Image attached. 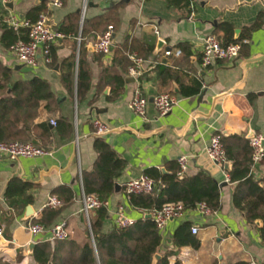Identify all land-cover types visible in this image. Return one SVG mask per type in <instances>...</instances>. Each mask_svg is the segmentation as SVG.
<instances>
[{"label":"crops","instance_id":"obj_1","mask_svg":"<svg viewBox=\"0 0 264 264\" xmlns=\"http://www.w3.org/2000/svg\"><path fill=\"white\" fill-rule=\"evenodd\" d=\"M54 1L17 0L13 8L0 2V60L12 69L10 84L18 79L41 76L50 83L58 103L50 108L46 100L42 101L35 122H46L51 132L46 135L38 130L39 135L32 138L51 153L16 159L0 155V227L4 229V237L0 239V264H40L33 254L35 246L32 253L28 251L32 241H50L60 255L61 241L52 239L50 228L63 218L68 220L71 239L82 241L89 234L87 231H91L82 211V193L85 191L84 171H94L98 158L94 147L95 117L109 125L110 130L103 137L126 160L125 168L116 178V189L106 199V230L116 225L115 210L121 204L125 213L136 221L152 217L151 210L132 203L125 191L126 183L144 174L149 167L164 174L171 173L169 162L188 154L186 176L206 169L219 183L226 182L220 184L221 206L211 213H204L197 206L185 208L181 214L170 218L160 230L159 258L167 254L169 264H249L251 259L264 264L262 224H257V220L249 221L236 206L233 196L237 182L227 179L233 160L227 159L231 161L229 167L225 163L218 164L206 150L217 132L246 138L255 132L264 133V0H188L189 6L176 5L170 0H88L85 12V0H60L61 6H55ZM42 3H46L50 11L51 26L58 29L71 13H81L82 28L85 20L117 8L118 24L112 52H96L91 48L92 42L86 43L83 57L91 69L93 84L83 100H79L76 86L81 54L75 34L70 33L71 37L51 45L57 58L53 64L46 61L43 52L37 65L23 64L9 47L13 37L6 33L2 17L10 13L26 17L34 6ZM258 21L260 26L246 32ZM223 24L230 25L231 30L227 32L221 27ZM208 34L225 41L247 35L248 42L237 58L216 60L204 67L201 55L203 40ZM128 38L154 44V50L145 52L146 58L139 54L144 61L142 73L137 76L129 73L131 63L126 68L117 66L116 70L125 78L124 88L120 95L110 99L114 94L112 84L101 79V74L105 67L113 65L116 45ZM160 40L163 44L158 46ZM182 47L184 52L180 55L165 53L167 49L174 51ZM69 57H75L76 61L72 68L74 90H69L62 77L68 70L65 60ZM192 77L201 79V91L182 94L180 84L190 83ZM137 91L151 99L144 115L135 113L129 106ZM159 91H169L179 97L177 104L162 115L152 100ZM52 118L56 123L59 118L66 122L58 127L52 123ZM252 171L255 178L263 177L264 160L252 165ZM14 177L33 185L26 193L9 198L6 191ZM61 185L72 187L73 199L50 227L32 234L28 224L41 217L49 195ZM149 213L152 216H148ZM96 214V210L92 212L91 221ZM186 222L191 224V230L194 225L199 227L198 232H194L200 240L198 246L176 243V229Z\"/></svg>","mask_w":264,"mask_h":264},{"label":"trees","instance_id":"obj_2","mask_svg":"<svg viewBox=\"0 0 264 264\" xmlns=\"http://www.w3.org/2000/svg\"><path fill=\"white\" fill-rule=\"evenodd\" d=\"M170 2L176 5L179 3L185 6L190 5L188 0H170ZM116 9L85 20L82 28L80 27L81 13L74 12L65 17L60 27V30L68 34L72 33L76 36L81 34L82 37L76 84L79 100L85 99L93 84L91 69L83 57L86 43L96 41L109 25L117 27ZM41 14L50 16L46 3L34 6L26 17L37 21ZM260 25L261 22L258 21L252 27L247 28L246 32ZM221 27L227 32L231 30L228 24H223ZM6 28V33L13 37L9 47L19 39L28 40L27 30L18 34L10 27ZM217 38L223 45H227L233 42H243L247 39V35L239 40L225 41L218 36ZM245 45L246 43H243L242 50ZM182 48L184 52V47ZM153 50L154 44L147 45L130 38L116 45L113 51V65L105 67L101 74V79L112 84L114 94L109 96L110 99L120 95L124 88L125 78L116 70L117 66L126 68L131 63L130 52L137 51L146 58L145 52H153ZM54 51V47L51 46L49 63L52 64L57 59ZM65 61L68 70L63 73L62 77L69 90H74V69L72 68L76 65L75 57H69ZM11 75L12 69L0 60V141L32 140L33 137L39 135L38 130L50 135L51 130L46 122H35L42 101L46 100L50 108L58 105L50 83L43 77L35 75L27 79H18L10 84ZM201 89L202 81L197 77H192L190 83L180 84V91L184 95L200 92ZM65 122L64 118H59L56 124L59 127ZM67 126L70 128L69 123ZM217 133L221 135L227 159L233 160L229 175L231 181L237 182L233 196L234 202L244 211L249 221L262 219L260 232L264 239V175L261 178H255L253 175V148L250 138L237 134L226 136L221 132ZM94 147L98 152V158L94 171H84V187L86 192L96 193L101 199L106 200L116 189V178L125 168L126 160L116 152L103 135H97ZM168 166L172 169V172L168 174L154 167L145 170V174L154 179L156 186L152 192L133 193L131 201L134 205L147 208L153 213L156 208H160L168 201H182L185 208L196 207L200 202H206L214 210L220 208L221 186L208 170L200 169L194 175L181 177L178 161H171ZM32 185L30 181L14 177L8 184L6 195L10 198L26 193ZM53 193L62 199V205L59 207L46 205L41 217L32 220L42 223L46 228L50 227L75 194L72 187L68 185L56 187ZM27 199L31 200V196ZM96 212V218L91 221V233L85 235L82 241H76L70 237L56 239V242L61 241L60 255L57 248L54 250L50 241H40L34 248L33 254L36 260L40 264H153L155 254L158 253L162 243V233L153 216L140 218L126 227L115 225L106 230L104 222L108 216L107 207L103 206ZM175 241L178 245L198 246L200 243L195 233L192 232L189 222L181 224L176 229ZM156 264H169L167 254L159 258Z\"/></svg>","mask_w":264,"mask_h":264},{"label":"built area","instance_id":"obj_3","mask_svg":"<svg viewBox=\"0 0 264 264\" xmlns=\"http://www.w3.org/2000/svg\"><path fill=\"white\" fill-rule=\"evenodd\" d=\"M17 0H0L3 4L15 2ZM88 0H85L83 12L87 7ZM55 6H61L60 0L54 1ZM48 16L41 14L37 21H32L27 17H19L13 13L4 15L2 20L7 27L12 28L18 34L27 30L28 40L19 39L11 46V51L16 55L19 62L26 65H37L39 62L40 52L45 55L46 61L50 60V47L54 43H58L72 34H68L58 28L47 25ZM116 28L114 25H109L106 31L99 36V38L92 42V46L96 52L109 54L112 52L114 45V35ZM156 34L159 35V30L156 29ZM79 43L82 41L81 34L76 36ZM245 39L243 42H233L223 45L215 34H208L203 40V48L201 55V64L204 67L212 65L216 60H232L241 55L243 43H247ZM41 50V51H40ZM183 50L178 48L176 50L167 49L166 54L175 53L182 54ZM131 64L129 65V73L132 75H139L142 73L144 58L138 52L129 53ZM150 97L137 91L130 99L129 106L135 112L141 115L146 113L147 105L150 102ZM153 103L159 114L168 113L175 104H177L179 97L169 91H159L153 95ZM52 123L56 124V119H51ZM95 133L97 135H105L109 130V125L99 117L93 119ZM250 144L253 148V162L256 165L264 160V133L255 132L250 137ZM207 154L218 164H223L227 161L226 148L219 133H215L207 145ZM51 153V150L43 147L32 140H10L0 141V155L7 156L11 159H16L20 156H38ZM188 154L179 156L180 164L179 173L182 174L187 169ZM227 179L230 180V175L227 173ZM156 183L152 177L147 174H141L138 177L130 179L125 185V191L128 197L133 193L152 192L155 189ZM63 203L62 199L56 194H50L46 205L51 207H59ZM107 206V200L101 199L96 193L83 191L82 193V211L88 218L91 225V214L93 211ZM197 207L204 213H211L215 210L206 202H200ZM185 210L182 201H168L160 208H156L153 217L158 228L161 230L166 222L181 214ZM136 222L134 217L128 216L125 213L124 205H119L115 210V223L118 227H126ZM28 229L32 234H37L44 231L46 227L40 222H30ZM52 239L68 238L71 235L68 220L63 218L51 226ZM197 225L192 226L193 232H198ZM4 237V229L0 227V239ZM249 264H261L257 259H251Z\"/></svg>","mask_w":264,"mask_h":264},{"label":"water","instance_id":"obj_4","mask_svg":"<svg viewBox=\"0 0 264 264\" xmlns=\"http://www.w3.org/2000/svg\"><path fill=\"white\" fill-rule=\"evenodd\" d=\"M6 6H8L9 8H13L14 7V2H9V3H7L6 4ZM47 25H49V26H51V21H50V19H48L47 20ZM163 44V41L162 40H160L159 42H158V46L160 45H162ZM91 48H93V46L91 45ZM113 48H114V45L112 46V50H113ZM250 137L252 136V134H250L249 135ZM230 163H231V161L230 160H227L226 162H225V165L227 166V167H229V165H230ZM163 170L166 172V169L165 168H163ZM181 176L183 177V176H186V173H182L181 174ZM221 185H224V184H226V182H222V183H220ZM117 186L119 187V184L117 183ZM29 209L31 210H29L30 212H32V209L29 207ZM148 216H152V213H149L148 214ZM257 224H259V225H261L262 224V219H257ZM87 233H91V231H90V229L87 231ZM35 241H32L30 244H29V253H32L33 252V248H34V246H35ZM160 257V253H156L155 254V257H154V264H156V261L158 260V258Z\"/></svg>","mask_w":264,"mask_h":264}]
</instances>
